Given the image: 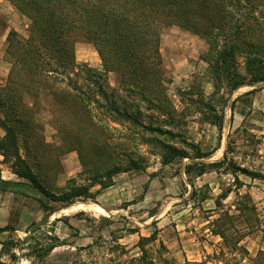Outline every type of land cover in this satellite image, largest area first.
<instances>
[{
  "label": "rangeland",
  "instance_id": "374dc122",
  "mask_svg": "<svg viewBox=\"0 0 264 264\" xmlns=\"http://www.w3.org/2000/svg\"><path fill=\"white\" fill-rule=\"evenodd\" d=\"M29 27L30 20L23 13L10 1L0 0V82L3 85L11 67L6 52L7 36L13 32L18 38H27ZM75 49L80 67L104 70L103 60L92 43L78 41ZM207 52V42L194 32L179 25L162 29L159 77L164 93L178 106L182 89H192L195 93L206 91V97L216 101L228 95L227 83L222 84L219 95L207 93L211 88L209 82H213L208 64L202 59ZM107 75L108 82L118 86L120 74L111 71ZM84 76L73 79L83 83ZM93 79L98 84L102 82ZM67 82L59 85L68 88ZM254 88L258 89L257 93L241 98L236 104L246 115L245 123L238 129L227 128L222 146L219 130L197 123L203 116L193 112L192 101L188 105L189 111L198 117L189 115L190 138L205 152L222 148L212 159L197 161L212 162L222 157L224 151L228 157L218 174H208L205 179L194 177V188L185 174V166L192 161L176 160L164 166L161 146L155 141L154 145H146V140L140 137L143 132L137 134L117 125L111 136L103 138L94 133L92 139L85 131H79L78 127L87 126L86 118H74L72 112L76 108L71 99L55 97L48 90L41 91L38 97L26 94L24 101L31 107L34 125L19 140L18 150L0 145V176L29 183L13 175L15 169L28 170L16 158L19 153L50 191L61 194L74 186H89L96 195L95 199L77 200L65 208H61L64 204L49 200L55 211L50 214L38 200L37 191H31L30 196L0 191V227L14 225L18 235L13 236L24 239L33 222L51 226L55 219H62L55 226L61 238L60 246L45 261L20 257L13 262L2 255L0 260L8 264H264V252H260L264 251V82L245 86L236 95ZM192 99L199 97L192 96ZM57 102H63L64 107ZM4 135L0 127V141ZM131 159L137 161L140 169L129 170L133 165ZM114 165L126 171L113 177L112 186L103 188L97 181L110 182L106 171ZM235 166L248 169L251 175L239 172L236 181L231 171ZM243 184L247 186L241 189V195L252 197L257 212L239 214L234 207L235 195L221 202V207L200 203L213 188L219 193V188L224 192ZM240 201L242 206L252 205L245 196ZM225 213L233 217L227 216L218 224L217 219ZM217 229L226 231V240L213 232ZM152 235H156V240L142 239ZM0 240H9L8 235H0ZM17 252L20 256L24 253ZM144 255L145 260L139 261Z\"/></svg>",
  "mask_w": 264,
  "mask_h": 264
},
{
  "label": "trees",
  "instance_id": "16d2710c",
  "mask_svg": "<svg viewBox=\"0 0 264 264\" xmlns=\"http://www.w3.org/2000/svg\"><path fill=\"white\" fill-rule=\"evenodd\" d=\"M8 1L30 20V27L27 38H18L13 32L7 38L6 52L11 67L6 86L0 85V125L6 130L0 141L2 147L14 146L18 150L19 140L29 134L34 125L31 107L24 101L25 95L38 97L41 91L48 90L55 97L71 99L76 108L72 112L74 118H86L87 126L78 127L79 131H85L92 139L94 133L103 138L111 136L112 130L119 125L137 134L143 132L139 136L146 140V145L157 142L163 150L160 156L164 166L189 158L192 162L185 166V174L192 186L194 177L211 169L219 170L227 161V156L213 163L197 161L208 158L212 152L203 151L190 138L185 122L188 115L199 112L203 121L222 131L225 114L221 108L227 100L221 96L216 101L213 97L207 98L204 91L195 93L190 89L182 96L183 99L185 96L199 97L196 101L192 99L195 111L190 112V106L182 111L175 107L164 93L163 81L159 77L161 31L164 27L179 25L207 42L208 52L202 59L208 64L216 94L223 83L228 84L229 92L242 86L253 87L264 82V0ZM78 41L89 42L96 47L103 60L102 72L78 65L75 49ZM111 71L121 76L118 86L108 82L107 73ZM81 74H85L83 83L73 79ZM93 78L102 82L98 84ZM66 80L68 88L59 85ZM257 91L254 88L238 99ZM58 105L64 107L63 102ZM16 158L28 168L15 169L16 175L29 183L9 181L0 176V191L24 196L37 191L38 200L50 214L55 211L48 204L49 200L62 203L61 208H65L77 200L95 199L96 193L91 192L89 186H74L61 194L50 191L19 153ZM136 162L131 159L133 165L129 170L140 169ZM123 171L126 170L120 165H114L106 171L110 182L97 181V184L108 188L114 184L113 177ZM231 171L236 181L239 172L251 175L242 167L235 166ZM230 192L231 189L224 191L217 203L221 204ZM243 196L249 198L252 205L242 206L240 201L241 214L257 212L252 197L248 194ZM227 216L232 215L225 213L217 223L223 222ZM58 221L62 219H55L51 226L33 222L24 239L13 236L18 235V229L12 224L0 227V235H8L9 239L0 240L2 257L8 256L13 262L20 257L45 261L61 243L55 231ZM213 232L227 239L223 229ZM142 239L156 240V235ZM17 250L23 251V255L20 256ZM145 258L144 255L139 261ZM0 264L8 263L0 260Z\"/></svg>",
  "mask_w": 264,
  "mask_h": 264
},
{
  "label": "crops",
  "instance_id": "0c3cea01",
  "mask_svg": "<svg viewBox=\"0 0 264 264\" xmlns=\"http://www.w3.org/2000/svg\"><path fill=\"white\" fill-rule=\"evenodd\" d=\"M9 35V34H8ZM7 38H8V36H7ZM97 70H100V67H98L97 68ZM9 72H10V69H9ZM8 75H9V73H8ZM7 79H8V76H7ZM7 79H6V84H7ZM6 84L5 85H3L1 82H0V85L2 86V87H4V86H6ZM111 84V83H110ZM117 84H119L118 82H117ZM209 84H210V86H211V88H210V90H207V93L210 95V96H212V95H219V93H217L216 94V89H215V87H214V84H213V82H209ZM112 85V84H111ZM112 86H114V85H112ZM243 87H245V86H242V87H240L239 89H237V90H235V91H231V92H229L228 93V95L227 96H225V99L227 100V104H225L221 109H222V111H224V114H225V117H224V125H223V130L222 131H220L218 128H217V126H215V125H213V124H211L210 122H205V121H203V120H201V119H199V121H196L197 123H201V124H203V123H206V124H209V125H211V126H213V127H215V128H217L218 130H219V134L220 135H222L221 136V138H220V142H221V146L223 145V142H224V135H225V130L228 128L229 130L231 129V128H233V129H238L239 127H241L242 125H243V123H245V119H246V115L243 113V112H241V111H239L238 110V107H236V104H238V103H240V99H238L240 96H242L243 94H245V93H240V95H236V92L238 91V90H240L241 88H243ZM249 87H252V86H249ZM188 90H190V89H188ZM188 90H180L179 91V97H180V99H179V101H180V106H178L176 103H174L173 101H172V99H171V101L173 102V104L175 105V107L179 110V111H182V110H184L185 108H187L188 107V105L191 103V98H189V97H191V96H185L184 97V99H183V92H186V91H188ZM250 90H252V89H250ZM249 90V91H250ZM248 92V91H247ZM258 92V91H257ZM256 92V93H257ZM205 93V95L208 97V95L206 94V91L204 92ZM196 101V100H195ZM195 101H192V102H195ZM218 108H219V110H220V107L218 106ZM193 115V114H192ZM194 116V118H198L197 117V115H193ZM190 118H191V116H189L188 115V117L186 118V120H185V122H187V124H186V126H187V128H189V124H188V122H189V120H190ZM192 122H194L193 120H192ZM196 122H194V123H196ZM0 127L5 131V134H6V130L0 125ZM229 132V131H228ZM5 136V135H4ZM192 139V138H191ZM193 140V139H192ZM194 141V140H193ZM196 142V141H195ZM196 143H198V142H196ZM199 144V143H198ZM221 146H219L218 148H215L214 150H212V151H210V152H212V154H211V156H209L208 157V159H212L214 156H216V154L218 153V152H220L221 151ZM72 154V153H71ZM72 156V155H71ZM227 156V152L226 151H224L223 153H222V157H220L219 159H217V160H213L212 162H207V163H213V162H218V161H221V160H224L225 159V157ZM185 159H189V158H185ZM190 160V159H189ZM203 160H205V159H203ZM220 170H218V169H211L210 171H208V172H206L205 174H203L202 176H199V177H196L197 179H205L206 178V176L208 175V174H211V173H216V174H218V172H219ZM36 174V173H35ZM13 175H16L15 173L13 174ZM11 180H15V179H11ZM247 185L246 184H243L242 185V187H232V188H230L231 189V192H230V194H229V196L227 197V198H225V199H222L221 201L222 202H224V201H226L228 198H230V196H232V195H235V196H237V201L235 202V204H234V207L237 209V212H239V214H241V211L239 210V202H240V198L243 196V195H241L242 193H241V189L243 188V187H246ZM193 188L195 187V184H194V186H192ZM214 190H216L215 188H213V190L211 189V190H209V192H208V194H207V196H205L202 200H201V205L202 206H207V205H211V204H215L216 206H218V207H221L222 206V204H219V203H217V200H218V198H219V196L221 195V192H223V189L222 188H219V193H216ZM257 206V205H256ZM1 250H2V244L0 243V258H1Z\"/></svg>",
  "mask_w": 264,
  "mask_h": 264
}]
</instances>
